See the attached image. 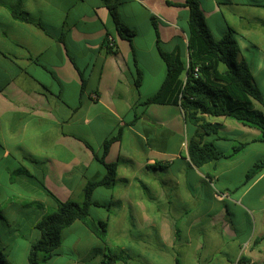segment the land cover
I'll return each instance as SVG.
<instances>
[{
  "label": "crops",
  "instance_id": "0c3cea01",
  "mask_svg": "<svg viewBox=\"0 0 264 264\" xmlns=\"http://www.w3.org/2000/svg\"><path fill=\"white\" fill-rule=\"evenodd\" d=\"M106 1L118 4L121 21L135 31L131 42L119 35ZM199 1L216 39L234 30L264 95V0ZM185 2L0 0V169L5 163L6 178L31 179L48 208L57 207L49 193L81 202L87 183L106 176L96 156L121 130L106 156L118 164L116 180L92 196L109 208L90 209L93 218L108 221L109 249L128 255L115 264H264V170L245 182L264 159L261 131L229 117H208L219 131L204 141L226 154L247 145L234 157L197 167L183 136L187 131L191 140L198 129L190 133L181 107L144 105L167 74L158 46L179 49L188 60ZM107 38L116 51L108 50ZM12 192L0 198V211L24 196ZM44 215H36L35 228ZM37 231L31 245L41 238ZM106 252L76 221L64 230L54 257L101 264Z\"/></svg>",
  "mask_w": 264,
  "mask_h": 264
},
{
  "label": "trees",
  "instance_id": "16d2710c",
  "mask_svg": "<svg viewBox=\"0 0 264 264\" xmlns=\"http://www.w3.org/2000/svg\"><path fill=\"white\" fill-rule=\"evenodd\" d=\"M106 5L119 35L131 42L135 31L121 21L118 4L106 1ZM185 6L190 9L188 60L183 59L179 49L166 51L158 46L160 56L167 67V74L160 89L146 99L144 105L170 104L181 107L186 123L198 129L197 136L188 142V153L191 162L201 167L211 161L234 157L247 145L236 144L232 152L226 154L215 143L204 141L206 135L219 131V126L211 124L208 117H229L256 127L261 131V141L264 142V112L255 105L257 102L264 108V95L254 81L250 66L241 57L234 30L230 29L220 39H216L208 26L200 1L186 0ZM14 16L31 22L27 15L14 13ZM153 24L156 27V23ZM36 25L42 28L40 23L37 22ZM157 36L159 40L158 32ZM106 45L109 51H116L114 43L111 44L109 38ZM140 82L141 76L138 77L137 84ZM121 134L120 130L117 135L105 140L103 153L96 158L104 165L107 174L103 179L87 183L83 201L62 202L49 193L57 202V207L44 215L36 225L41 232V238L31 245L29 264H43L54 257L62 244L64 230L76 221L83 222L106 245L107 252L101 264H115L129 259L124 251L113 252L109 249L108 221L95 219L90 213L92 206L109 208L94 202L92 196L96 188L111 186L116 180L118 164L107 163L106 156L112 143L119 140ZM263 170L264 159H261L247 172L245 182L251 181ZM0 264H10L2 250Z\"/></svg>",
  "mask_w": 264,
  "mask_h": 264
},
{
  "label": "rangeland",
  "instance_id": "374dc122",
  "mask_svg": "<svg viewBox=\"0 0 264 264\" xmlns=\"http://www.w3.org/2000/svg\"><path fill=\"white\" fill-rule=\"evenodd\" d=\"M255 104L260 107L259 103L255 102ZM188 126H190V133L197 130L195 126ZM195 133H198V131ZM189 140L190 138L186 131L183 136V141L188 143ZM1 165L0 183L2 185L0 187V198L5 200L6 197H12L13 190L22 191L24 196H19L15 200V205L10 210L0 211V215L8 219H0V250L4 252L10 264H29L30 245L34 239L33 233L38 232L34 225V219L37 214L43 212L47 214L53 209L46 206L45 200L47 196L45 193L40 188L32 187L31 179L17 174L13 175L12 179H8L6 178V171L4 169L6 164L3 163ZM21 197L24 200H21ZM33 198L39 200V204L43 205V207H40L37 202L31 205L30 199ZM11 203L12 201L9 202V204ZM112 243L114 244V242ZM66 260L65 257H53V259L47 261V264H65Z\"/></svg>",
  "mask_w": 264,
  "mask_h": 264
},
{
  "label": "built area",
  "instance_id": "2783aa9c",
  "mask_svg": "<svg viewBox=\"0 0 264 264\" xmlns=\"http://www.w3.org/2000/svg\"><path fill=\"white\" fill-rule=\"evenodd\" d=\"M109 41L111 42V44L113 43V42H112V40H111V38H109ZM93 98H94V99H96V98H97V96H96V95H94V96H93ZM220 196H224V195H222V194H221Z\"/></svg>",
  "mask_w": 264,
  "mask_h": 264
}]
</instances>
